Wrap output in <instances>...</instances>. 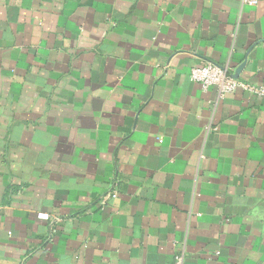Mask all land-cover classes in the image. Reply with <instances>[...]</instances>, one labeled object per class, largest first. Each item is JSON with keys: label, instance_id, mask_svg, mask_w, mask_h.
Instances as JSON below:
<instances>
[{"label": "crops", "instance_id": "obj_1", "mask_svg": "<svg viewBox=\"0 0 264 264\" xmlns=\"http://www.w3.org/2000/svg\"><path fill=\"white\" fill-rule=\"evenodd\" d=\"M264 0H0V264H264Z\"/></svg>", "mask_w": 264, "mask_h": 264}, {"label": "built area", "instance_id": "obj_2", "mask_svg": "<svg viewBox=\"0 0 264 264\" xmlns=\"http://www.w3.org/2000/svg\"><path fill=\"white\" fill-rule=\"evenodd\" d=\"M249 6H256L258 0H243ZM191 83L199 86L202 91L207 92L214 89L218 98H223L227 94L241 92L249 96L264 99V84L252 85L245 81L234 78L227 69L214 64H205L200 68H193L189 73ZM175 264H181V258H175Z\"/></svg>", "mask_w": 264, "mask_h": 264}, {"label": "water", "instance_id": "obj_3", "mask_svg": "<svg viewBox=\"0 0 264 264\" xmlns=\"http://www.w3.org/2000/svg\"><path fill=\"white\" fill-rule=\"evenodd\" d=\"M238 73H239V70L236 71V75H238ZM236 75L233 76V77H234V78H238Z\"/></svg>", "mask_w": 264, "mask_h": 264}]
</instances>
